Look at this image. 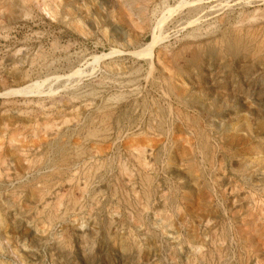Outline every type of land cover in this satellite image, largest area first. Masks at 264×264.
Segmentation results:
<instances>
[{
  "label": "rangeland",
  "instance_id": "374dc122",
  "mask_svg": "<svg viewBox=\"0 0 264 264\" xmlns=\"http://www.w3.org/2000/svg\"><path fill=\"white\" fill-rule=\"evenodd\" d=\"M0 264H264V0H0Z\"/></svg>",
  "mask_w": 264,
  "mask_h": 264
},
{
  "label": "bare ground",
  "instance_id": "6f19581e",
  "mask_svg": "<svg viewBox=\"0 0 264 264\" xmlns=\"http://www.w3.org/2000/svg\"><path fill=\"white\" fill-rule=\"evenodd\" d=\"M43 1V0H42ZM138 1V0H137ZM37 2V1H36ZM26 3V2H25ZM32 3V2H31ZM125 6V5H124ZM49 10V9H48ZM87 18V17H86ZM158 60H160V59H158Z\"/></svg>",
  "mask_w": 264,
  "mask_h": 264
}]
</instances>
